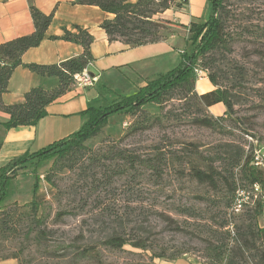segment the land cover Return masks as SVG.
<instances>
[{
  "label": "trees",
  "instance_id": "1",
  "mask_svg": "<svg viewBox=\"0 0 264 264\" xmlns=\"http://www.w3.org/2000/svg\"><path fill=\"white\" fill-rule=\"evenodd\" d=\"M211 15L204 22H193L189 26L190 42L193 50H187L181 55V61L174 69L155 80L148 81L133 95L121 96L108 106L90 107L81 115L86 122L81 129L57 141L37 153L26 154L14 159L5 167L0 168V246L11 236L14 237L26 222H46L43 218V201L39 196L40 181L39 168L46 162L52 161L54 169L45 175L46 181L52 183V175L58 168L60 172H71L80 169L84 177L87 172L96 179L99 175L103 184L110 185L111 179L125 180V188L131 191L133 183L139 179H146L149 184L164 190L162 183L165 172L170 168L171 161L177 160L179 167L173 170L176 174L187 175L190 183L205 188V195L198 197L200 203L210 205L218 202L217 207L223 208L221 220L215 216L203 217L191 207H178L177 211L184 218L182 222L174 220L169 215L160 213L168 222L175 226V230L194 237L199 242H205V256L208 264H249L247 253L252 250L259 252L258 264H264V225H260V218H264V169L256 165L254 151L257 149L248 144L246 149L243 137L235 135L239 131L246 136L254 137L256 123L241 115L239 107L245 106L240 100L243 84L248 82L249 69L236 58L231 59L233 50L240 35H234L229 29L231 11L227 9V0H209ZM75 4L82 6H96L102 11L112 14V19L103 21L101 27L111 42L121 41L136 48L167 40L173 35L170 21L155 20V17L170 9H181L188 4V0H76ZM35 31L28 36L19 37L0 45V110L9 115V121L3 126L6 129L35 126L40 119L47 116V108L62 97L74 85V76L83 72L93 61L90 51L93 37L88 31L76 27V33L64 31L61 37L47 36L53 15H45L35 7H31ZM64 40L80 44L84 52L81 56L59 63L58 65H25L32 72L44 76L55 77L59 85L53 90L37 87L26 92L24 102L10 107L2 102V96L8 92L9 79L14 70L21 66L22 56L32 48L38 47L44 40ZM234 47V49H233ZM257 52V51H256ZM258 55H263L258 51ZM257 52V53H258ZM199 65L208 71V79L214 90L198 94L196 92L197 79L194 74L195 66ZM229 66L230 68H226ZM177 100V101H176ZM179 102V104H177ZM223 104L225 115L214 117L207 110L215 105ZM151 105L158 106L159 115L148 112ZM179 110V114H177ZM188 112V113H187ZM127 114L135 118L127 133L117 141H104L98 148L87 145L89 141L100 136L108 125L110 116ZM188 116V124L198 129L224 131V134L238 137L239 141H227L218 148L220 153L198 165L189 157L178 156V152L165 149L159 143L150 145L148 150L135 148L128 141L155 127H165V124L176 121L181 123L182 117ZM186 122V121H185ZM227 124V127H224ZM229 128V130H226ZM197 143H188L186 151L201 157L202 152ZM255 148V149H254ZM216 163H220L219 166ZM32 169L34 179L33 200L26 207L28 212L19 213V207L7 208V203L14 181L19 172ZM154 178H161L154 181ZM105 178V179H104ZM101 180V179H100ZM259 191H255V187ZM244 194V196H241ZM138 199V198H137ZM127 201V209H131ZM144 199L139 210L144 209ZM238 201H242V209L235 211ZM136 202V201H135ZM97 215L109 210V205L102 204L97 199ZM12 209V211L10 210ZM136 210V209H135ZM138 210V209H137ZM134 211V209H133ZM210 213V212H209ZM115 218L118 213H113ZM126 217L129 214L125 213ZM67 216H78L68 209L57 213L59 220ZM45 217V215H44ZM127 219L126 224L131 223ZM121 230L114 229L107 235L101 245L110 252H122L125 247L150 252L149 259L136 260L133 264H154V260H177L189 250H176L168 253L149 242L137 229H129L120 224ZM33 233L38 240L44 237L45 231L40 229ZM129 229V230H128ZM11 237V238H12ZM21 252V251H19ZM23 253V252H22ZM101 253L95 247L84 248L80 251L81 259H93L95 264ZM95 257V258H94ZM15 259L22 264L20 254L1 256L0 260Z\"/></svg>",
  "mask_w": 264,
  "mask_h": 264
},
{
  "label": "rangeland",
  "instance_id": "2",
  "mask_svg": "<svg viewBox=\"0 0 264 264\" xmlns=\"http://www.w3.org/2000/svg\"><path fill=\"white\" fill-rule=\"evenodd\" d=\"M226 5L227 9L231 11L228 22L229 29L234 35L241 36V40H238L234 46L235 52L233 50L231 59L236 58L249 69L248 82L243 84L242 95L239 97L240 101L246 105L237 109L241 110V115L256 123L254 137L251 138L239 131H235V135L243 137L241 140L246 149L249 148L248 144L260 148L264 145V0H227ZM171 30L174 33L179 32L176 28ZM184 33L181 40L175 44L179 48L177 50L180 53L179 60H181L184 51L187 50L190 53L193 50L189 32ZM182 39L183 44L186 45V47L183 46L184 48L180 47ZM256 51H261L263 55H258L259 52ZM178 63H175L174 67ZM130 88L131 86H127L125 89ZM200 90L204 89L200 87ZM110 104V101L105 102V106ZM224 109L226 111L225 106ZM148 112L152 115H159L160 110L158 106H150ZM179 113L178 110L177 114ZM207 113L214 117H220L215 116L219 112L214 109L209 108ZM115 115L116 118H109L108 125L102 134L89 141L88 146L95 149L100 147L104 141L119 140L135 121V118L129 115L130 120L126 121L128 126L124 127L125 122L121 124L122 114ZM224 115L225 112L221 116ZM181 119H183L181 123L173 121L165 124L164 128L155 127L128 142L133 143L135 148L141 150H148L150 145L159 143L167 150L178 152V156L184 155L203 166L204 161L222 151L218 148L221 144L240 140L238 137H234V132L233 135H229L224 134L225 132L220 129L218 131L206 130V128L198 129L188 124V116ZM120 124L122 131L118 136L108 134V127L115 130L120 127ZM224 127H227V124ZM190 142L201 146V157L186 151L185 147ZM171 163L174 169L179 167L177 160L171 161ZM171 163L162 180L166 187L162 191L157 186L149 184L146 179L134 182L131 191L125 188V180L111 179L110 185H106L105 181L103 184V178L99 175L96 178L99 180L95 182L90 171L82 177L78 168L71 172H60L57 168L55 174L52 175V183H49L46 181L45 175L54 169V164L52 161L44 163L39 168L38 174L42 176L39 196L43 201L41 211L44 213L43 218L46 222L42 224L33 222L29 231L27 229L30 222H26L22 228H18L19 232L14 237L11 236L12 238H8L1 244L0 257L18 253L22 264H95L93 259L78 258L82 249L95 247L97 252L101 253L97 260L95 259L96 264H133L134 261L140 259L147 261L150 252L133 249L130 246L125 247L122 252H110L101 245L103 239L110 235L114 229L120 231V224H122L129 229L139 230L138 232L148 238V241L152 242L158 250H167L168 253L176 250H189L187 254L177 260L157 258L154 260V264H208L205 256V242H199L189 234L176 231L175 226L170 224L167 218L160 216V213L182 222L184 218L179 215L177 209L186 206L193 208L194 211L197 209L196 211L202 213L205 218H209L211 215L215 216L216 221L219 222L223 208L215 205L219 204V201L210 202L209 206L200 203L198 197L205 195V188L190 183L189 179L191 178L186 174L183 176L176 174ZM216 165L219 166L220 163H216ZM31 172L30 168L24 173H18L11 189L10 198L4 204L5 207L10 208L17 205L19 213L28 212L27 206L33 200L34 179ZM153 179L158 182L161 178L153 177ZM140 197L144 199L142 211L139 210L142 205L138 203ZM97 199L102 204L109 205V210L97 215ZM125 199L134 201L133 204L129 203L131 209H125L127 207ZM64 209L71 210L78 216H67L64 220H59L56 217L57 213ZM10 210L12 211V209ZM113 213H118L119 216L115 218ZM125 213L129 216L126 217ZM128 218L132 220L129 225L126 224ZM259 223L264 225L263 217L260 218ZM39 227L45 231L44 237H41L40 240L36 238L35 234H29L32 230L33 233H36ZM247 259L249 264H258L259 252L249 251Z\"/></svg>",
  "mask_w": 264,
  "mask_h": 264
},
{
  "label": "crops",
  "instance_id": "3",
  "mask_svg": "<svg viewBox=\"0 0 264 264\" xmlns=\"http://www.w3.org/2000/svg\"><path fill=\"white\" fill-rule=\"evenodd\" d=\"M75 2L76 0H0V45L31 35L35 31L31 14L33 6L45 15H53L47 31L49 37H61L65 30L76 33V27L91 34L93 43L90 51L93 61L86 70L97 79L92 87L73 85L66 94L48 106L47 116L35 126L8 130L3 124L9 121V115L0 110V168L25 153H37L78 132L87 120L81 114L88 108L105 106L107 101L112 103L121 96L133 95L148 81L155 80L178 66L181 60L176 42L181 40L184 32H189L191 23L206 21L212 8L209 0H188V4L181 9L172 8L157 15L155 20L170 21L171 29L176 28L179 32H173L167 40L133 48L121 41L111 42L105 34L101 25L103 21L112 19V14L96 6H82ZM180 42V47H186L183 39ZM83 52L80 44L63 39L44 40L38 47L23 54V64L12 73L8 92L3 94L2 102L10 107L24 102L26 92L32 88L40 87L51 91L58 87V78L38 75L25 65H58L81 56ZM175 63L178 64L174 67ZM127 86L131 88L125 89ZM195 86L198 94L214 89L208 78L197 81ZM200 87L204 90H200ZM210 109L219 112L215 116H221L225 112L223 104ZM110 118H116V115ZM129 120V115L123 113L121 124ZM121 124L115 130L108 127V134L118 136L122 131ZM260 149L264 156V145ZM0 264L18 262L7 259L0 260Z\"/></svg>",
  "mask_w": 264,
  "mask_h": 264
},
{
  "label": "built area",
  "instance_id": "4",
  "mask_svg": "<svg viewBox=\"0 0 264 264\" xmlns=\"http://www.w3.org/2000/svg\"><path fill=\"white\" fill-rule=\"evenodd\" d=\"M194 74L196 76L197 81L207 79L208 78V71L202 69L199 65L195 66ZM97 82V79L92 77L89 72L85 69L83 72L78 73L74 76V85L80 87H92ZM124 127L128 126V123L123 124ZM254 153V161L256 165L262 167L264 169V156L262 155L261 149H255ZM255 191H259V188L256 186ZM241 196H244L241 195ZM242 209V201H238L236 204L235 211L239 212Z\"/></svg>",
  "mask_w": 264,
  "mask_h": 264
}]
</instances>
